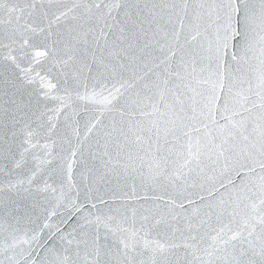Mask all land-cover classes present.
I'll list each match as a JSON object with an SVG mask.
<instances>
[{
	"label": "snow or ice",
	"instance_id": "obj_1",
	"mask_svg": "<svg viewBox=\"0 0 264 264\" xmlns=\"http://www.w3.org/2000/svg\"><path fill=\"white\" fill-rule=\"evenodd\" d=\"M0 264H264V0H0Z\"/></svg>",
	"mask_w": 264,
	"mask_h": 264
}]
</instances>
